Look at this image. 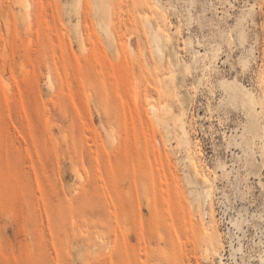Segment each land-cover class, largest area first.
Wrapping results in <instances>:
<instances>
[{"label": "rangeland", "instance_id": "1", "mask_svg": "<svg viewBox=\"0 0 264 264\" xmlns=\"http://www.w3.org/2000/svg\"><path fill=\"white\" fill-rule=\"evenodd\" d=\"M92 3L0 0V264H264V0Z\"/></svg>", "mask_w": 264, "mask_h": 264}, {"label": "bare ground", "instance_id": "2", "mask_svg": "<svg viewBox=\"0 0 264 264\" xmlns=\"http://www.w3.org/2000/svg\"><path fill=\"white\" fill-rule=\"evenodd\" d=\"M91 2H93L92 3L93 5H91L92 8L100 17L101 29L103 30L104 33H106V35H108L109 34V28H110L109 23H110V21H112L110 19H111V17H113L112 15H110L111 17L109 19V14H111V8L110 7L112 5V4L110 5V3H112L113 0L112 1L110 0V3H109V0H88V4H90ZM24 8H26V7H24ZM144 18H145V21L147 23H150V18L148 17V14L145 15ZM151 108H152V112H154V114H157L156 113L157 106L154 103L151 105ZM154 114H153V116L156 119L158 115L156 116ZM157 120H159V119L157 118ZM191 166H192V169H194L197 172L198 176L203 180V182L207 185L208 189L210 190L211 184H210V180L208 179L209 177L207 178L206 175L201 173V171L199 170V164L196 161V159L191 160ZM210 191H209V193H210ZM210 196H211V194H210Z\"/></svg>", "mask_w": 264, "mask_h": 264}]
</instances>
